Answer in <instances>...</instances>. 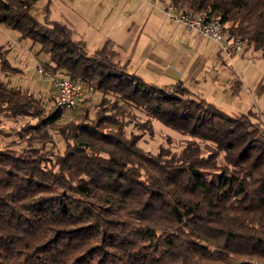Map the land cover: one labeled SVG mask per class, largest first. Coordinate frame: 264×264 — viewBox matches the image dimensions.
Segmentation results:
<instances>
[{
  "label": "trees",
  "instance_id": "obj_1",
  "mask_svg": "<svg viewBox=\"0 0 264 264\" xmlns=\"http://www.w3.org/2000/svg\"><path fill=\"white\" fill-rule=\"evenodd\" d=\"M37 1L0 0V24L38 42L49 72L92 81L102 97L57 128L65 147L51 158L41 130L65 115L57 97L46 109L0 79V139L6 115L36 119L22 148L0 149V264H264V129L183 83H146L108 45L90 54L66 24L35 18ZM172 1L264 55V0ZM132 108L146 119L128 134ZM154 120L185 137L179 151L140 146Z\"/></svg>",
  "mask_w": 264,
  "mask_h": 264
},
{
  "label": "crops",
  "instance_id": "obj_2",
  "mask_svg": "<svg viewBox=\"0 0 264 264\" xmlns=\"http://www.w3.org/2000/svg\"><path fill=\"white\" fill-rule=\"evenodd\" d=\"M97 1L89 6L85 0H44L46 17L66 24L90 54L108 45L115 61L146 83L167 89L183 83L201 96L198 86L218 80L227 61L233 62L235 56L226 58L213 40L170 20L162 11L169 0ZM52 9L60 15L50 17Z\"/></svg>",
  "mask_w": 264,
  "mask_h": 264
},
{
  "label": "rangeland",
  "instance_id": "obj_3",
  "mask_svg": "<svg viewBox=\"0 0 264 264\" xmlns=\"http://www.w3.org/2000/svg\"><path fill=\"white\" fill-rule=\"evenodd\" d=\"M89 6L100 4L97 0H85ZM44 0L37 1L31 8V14L40 21H44L48 15L45 9ZM60 14L54 13L50 17H58ZM74 35H77L74 30ZM240 56H235L233 62L227 61V67L222 70L218 80H207L202 82L199 93L207 101L215 104L219 109L229 115L246 114L250 119L258 123L264 129V55L259 51H254L253 47L246 48ZM0 52L5 55V59L15 70H3L0 68V79L9 85L20 87L40 98L46 109H49L56 99V89L52 82L45 78L44 74L38 73V67L45 68L48 74H52L46 68L50 61L48 53L42 50L38 42L31 38L23 37L22 34L13 28L0 24ZM0 58V64H1ZM119 61L123 62L122 59ZM232 66V67H231ZM219 67V65H218ZM231 67V68H230ZM60 72H57L59 74ZM56 75V74H53ZM153 79V78H152ZM197 89V87H196ZM172 91V88L168 89ZM199 96V95H198ZM102 93L95 91L79 99L77 105L70 111L65 112L56 127L50 125L41 133L46 134L51 141L44 147L51 158L54 154L62 153L65 147L64 140L58 133V127L68 122L73 116L82 112L84 107H90L93 114L94 110L101 100ZM108 98L115 99L114 95H108ZM135 116H129L124 119L126 131L140 132L139 124L144 122L146 115L137 108H132ZM35 118H14L6 115L3 119L4 129L11 131V135L3 136L0 139V149L5 147L22 148L16 142L20 141L21 127L27 122L34 123ZM154 136L147 133L140 141V146L152 153H156L160 145L169 146L173 151H179L183 146L185 137L180 136L176 131L164 126L157 120H154ZM171 136L172 142L168 139ZM222 163L223 161L220 160ZM220 162V163H221ZM49 167V165L47 166Z\"/></svg>",
  "mask_w": 264,
  "mask_h": 264
},
{
  "label": "built area",
  "instance_id": "obj_4",
  "mask_svg": "<svg viewBox=\"0 0 264 264\" xmlns=\"http://www.w3.org/2000/svg\"><path fill=\"white\" fill-rule=\"evenodd\" d=\"M162 11L170 20L178 21L188 30H193L200 36L213 40L218 45L219 52L226 58L232 59L243 53L244 40L240 37L228 38L220 18L207 20L201 14H193L184 10L181 4L172 0L164 3ZM38 73L44 74L45 78L56 87L58 90L57 103L64 108L65 112L73 109L80 97L94 92V82L81 77H68L60 73L48 74L41 66L38 67Z\"/></svg>",
  "mask_w": 264,
  "mask_h": 264
}]
</instances>
